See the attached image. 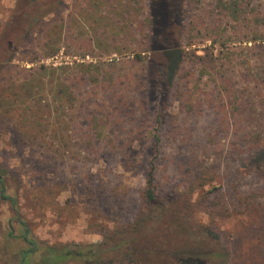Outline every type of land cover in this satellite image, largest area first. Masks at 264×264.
Wrapping results in <instances>:
<instances>
[{
    "label": "rangeland",
    "instance_id": "obj_1",
    "mask_svg": "<svg viewBox=\"0 0 264 264\" xmlns=\"http://www.w3.org/2000/svg\"><path fill=\"white\" fill-rule=\"evenodd\" d=\"M252 4L264 9V0ZM15 6L16 0H0V88L22 81L28 74L24 68L44 63L64 65L55 74L77 93L75 109L66 108L61 118L70 119L60 166L64 177L36 175L52 165L36 160L38 153L30 156L35 149L20 148L10 133L0 135V163L9 170L4 178L7 192L17 201L14 208L0 195V264H23L22 254L32 245L36 251L24 263L41 264L45 246L98 243L103 229L132 217L130 209L141 203L145 167L124 170L111 154L126 147L146 162L156 133L158 184L166 192L191 197L230 264H264V172L256 171L251 159L254 152L264 155V112L255 102L248 115H240L238 102L233 111L226 94L231 86L238 98L245 89L251 91L255 77L264 76V62L238 49L254 33V24L242 27L216 0L190 6L182 29L184 59L163 102L146 86H153L160 71L177 60L167 62L161 52L151 50L148 1L61 0L33 23L18 21L16 12L12 18ZM214 13L221 20L209 19ZM51 49L58 51L47 57ZM229 51L234 54L227 57ZM243 60L250 68L241 65ZM110 97L123 103L122 111H114L107 124L92 123L103 134L102 150L88 153L79 137L88 131L85 112L93 114L95 104ZM126 104L133 112L124 109ZM221 109L227 116H218ZM158 111L163 118L157 126L153 119ZM245 132L251 137L240 140ZM46 177L51 180L46 182ZM86 184L93 191L91 199L81 188ZM50 187L51 193L45 190Z\"/></svg>",
    "mask_w": 264,
    "mask_h": 264
},
{
    "label": "trees",
    "instance_id": "obj_2",
    "mask_svg": "<svg viewBox=\"0 0 264 264\" xmlns=\"http://www.w3.org/2000/svg\"><path fill=\"white\" fill-rule=\"evenodd\" d=\"M134 1L136 2V0ZM146 1L149 2L150 36L153 35V41L150 43L151 50L155 53L161 52L167 62L172 59L177 60L173 69L170 65L160 71L157 80L152 83L153 86L151 84L146 86L151 90L154 98L167 102L175 84L176 73L184 59L181 43L182 29L188 22L190 6L195 5L199 0ZM253 1L216 0V4L221 11L231 14L233 20L242 21V27L248 23L254 24V33L245 38L246 45L239 46L238 49L241 52L247 51V54L252 58L259 59L263 63L264 9L260 10L257 5L253 7ZM60 3L61 0H16L11 17H15L17 13L18 21L33 23L54 11ZM209 19L217 21L221 20V17L214 13ZM257 41L259 43L256 44ZM239 42H241V38ZM249 42L252 43L248 45ZM222 44L225 45V43ZM57 51L58 49H51V51H47L46 55L47 57L53 56ZM233 54L234 52H225L227 57ZM195 56L202 59L198 55ZM248 62V60H243L241 65H246V69H248L250 68ZM63 69L64 65L54 66L44 63L39 64L36 68H24L23 70H26L28 74L22 81L18 83H10V81L0 88V135L3 132L10 133V137L20 143V148L35 149L30 156L34 157L38 153L40 157H34L36 160L39 158L40 163L52 165V170L37 171L36 175L38 176L49 174L52 177L56 175L64 177L60 166L64 164L65 151L62 148L64 145L66 146L67 127L70 119L61 118L65 116L66 108L75 109L76 91L73 92L63 78L55 74L58 70ZM252 84L251 91L245 89L238 98H235V94L229 90L231 86L226 90L229 105L234 111L237 110L235 104L238 102L240 115H248L249 109L256 104H259L260 109L264 112V76L255 77ZM257 97L258 99H256ZM110 98L106 102L98 101L95 104L97 111L93 114L85 112L83 121H85L88 131L79 137L88 153H97L102 150L99 142L103 134L94 128L92 123L97 120L101 125L104 124V121L107 124L108 118L113 117L114 111H122L121 104L123 103L113 100L114 97ZM255 102L257 103L253 104ZM66 103L70 104V107H66ZM124 109L133 112L130 105L126 104ZM218 113V116H227L228 112L221 109ZM162 118L163 115L158 111L154 115L153 121L158 126L162 123ZM220 120L225 122L222 117ZM153 136L156 146L152 148V155L146 162L143 159H138V155L130 148L117 147L113 152L111 151L112 157L120 159L119 164L124 170L145 167L143 170L145 184L141 191V203L138 207L130 209L132 217L118 220L113 228L103 229L102 240L98 243H65L45 246L41 250L43 256L41 264H115L116 262L127 264H230V256L220 245L215 232L209 229L203 219L197 215L195 203L191 197L174 190L166 192L158 184L156 173L160 137L157 133ZM249 137H251L250 133L245 132L240 140L247 141ZM56 142L57 145H55ZM250 145L252 146V143ZM255 153L251 156V159L254 160L253 164L257 165L254 166V169L264 172V155L262 152ZM186 170L183 173H186ZM8 171L0 163V195L10 199L12 206L16 208V197L7 192L8 187L4 180ZM87 176L88 182H92L90 172ZM198 176L202 180L203 177L200 174ZM50 180L51 178H45L46 182ZM18 181L21 183L19 177ZM73 185L77 186L76 183ZM51 188L53 187L45 190L51 193ZM81 188L86 192L85 196L91 199L93 191L90 186L86 184ZM34 251H36V246L32 245L31 249L23 252V264H25L26 256Z\"/></svg>",
    "mask_w": 264,
    "mask_h": 264
},
{
    "label": "flooded vegetation",
    "instance_id": "obj_3",
    "mask_svg": "<svg viewBox=\"0 0 264 264\" xmlns=\"http://www.w3.org/2000/svg\"><path fill=\"white\" fill-rule=\"evenodd\" d=\"M29 243H31V242H29ZM23 260V259H22Z\"/></svg>",
    "mask_w": 264,
    "mask_h": 264
}]
</instances>
